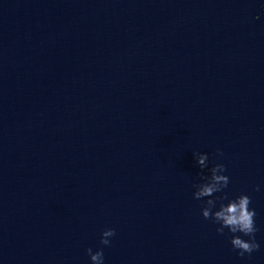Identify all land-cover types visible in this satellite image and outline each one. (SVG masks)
<instances>
[{"label":"water","instance_id":"water-1","mask_svg":"<svg viewBox=\"0 0 264 264\" xmlns=\"http://www.w3.org/2000/svg\"><path fill=\"white\" fill-rule=\"evenodd\" d=\"M193 153L250 197L257 250L201 215ZM88 248L264 264V0H0V264Z\"/></svg>","mask_w":264,"mask_h":264},{"label":"clouds","instance_id":"clouds-1","mask_svg":"<svg viewBox=\"0 0 264 264\" xmlns=\"http://www.w3.org/2000/svg\"><path fill=\"white\" fill-rule=\"evenodd\" d=\"M221 155V153H217ZM197 166L203 170L208 168V157L206 154L193 153ZM225 172V167L222 164H214L208 168V175L200 174L201 182L194 184L195 191L193 198L204 200L201 208V215L205 219H211L213 223L220 225L216 229L218 234L223 235L224 229L227 228L229 233H232L230 244L233 249L238 250V255L251 253L257 250L259 245L254 240V233L257 231L255 227L254 217L255 211L249 207L251 199L245 194L229 199L226 194L214 196L215 193H222L229 183V178L222 173ZM258 190V189H255ZM211 197V198H209ZM227 200V203L223 201ZM219 202V204H218ZM218 204V207H217ZM216 209L213 211V209ZM240 233L241 235H235ZM115 234L113 229H105L101 233L100 244L109 246V237ZM241 236H247L246 241ZM86 254L89 256L91 264H103L104 256L102 250L98 249L95 252L91 248L86 249Z\"/></svg>","mask_w":264,"mask_h":264}]
</instances>
